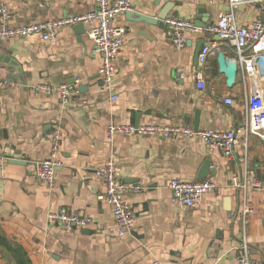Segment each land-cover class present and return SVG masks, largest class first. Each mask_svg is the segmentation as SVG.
<instances>
[{"label": "crops", "instance_id": "obj_1", "mask_svg": "<svg viewBox=\"0 0 264 264\" xmlns=\"http://www.w3.org/2000/svg\"><path fill=\"white\" fill-rule=\"evenodd\" d=\"M130 1L134 11L150 16L174 2L169 16L207 19V26L228 9V0H161L158 7L156 0ZM0 3L11 8L13 28L81 16L94 8V0ZM260 17L256 5L236 10L240 26ZM116 23L126 28V34L109 87L100 81L101 58L93 53L88 25L81 35L74 26L64 28L49 42L38 34L0 42V155L7 158L0 168V264H239L244 206L254 210L246 231L254 256L264 264V191L231 182L235 175H243L246 156L249 170L264 181V140L241 135L242 142L247 139V152L244 145H237V159L231 161L199 138L107 136L111 123L155 120L194 129L196 113L197 130L242 126L243 85L237 80L232 88L227 86L217 53L206 70L207 88L197 87L193 71L201 36L190 35L185 47L176 49L167 28L129 22L125 13ZM223 52L231 56L229 50ZM8 80L18 85H4ZM75 80H80L79 90L86 87L80 90L89 100L86 106H62L56 95L30 90L36 84ZM228 94L232 104L223 100ZM58 124L62 165L56 188L50 190L35 178L33 163L49 157V137ZM109 158L114 159L120 180L138 188L126 194L136 219L133 230L123 237L113 231L111 207L100 199L104 186L95 173ZM209 159L206 179L218 187L195 207L183 210L172 201L171 180L199 181ZM61 208L92 217L94 224L63 230L48 222L47 214Z\"/></svg>", "mask_w": 264, "mask_h": 264}, {"label": "built area", "instance_id": "obj_2", "mask_svg": "<svg viewBox=\"0 0 264 264\" xmlns=\"http://www.w3.org/2000/svg\"><path fill=\"white\" fill-rule=\"evenodd\" d=\"M256 5L261 17L248 25L240 26L236 20V10L241 5ZM134 10L130 0H94V8L81 16H65L42 23L29 24L22 27H11L12 11L6 3H0V42L22 36L38 34L46 42L54 41L58 33L67 27L78 23L90 26L89 36L93 41V53L101 58L99 77L104 87H109L117 72V62L125 43L126 28L116 23V18L127 11ZM171 41L176 49L184 48L190 35L201 36L206 42L198 54V64L194 68L196 85L200 89L207 88L206 70L210 57L223 49L230 51V58L237 61L236 81L244 87L246 104V122L227 130H194L180 124L160 123L155 120L147 124H116L111 123L107 128L108 139L117 135H141L163 139H190L199 138L210 150H220L229 160L235 161L237 155L235 148L242 144L247 152L246 140L242 142L241 135H253L264 140V85L260 81L261 67L264 61V0H228V9L219 14L217 22L213 25L200 27L194 19H184L179 16H168L163 20ZM214 34L215 38H207ZM7 86H16L17 82L8 80ZM80 80L73 83L58 85L36 84L30 87L35 94L56 95L62 106L80 104L86 106L89 100L79 90ZM116 99V97H113ZM226 104H232L230 94L223 98ZM1 132V126H0ZM50 155L42 161L33 163V174L37 180L54 190L57 185L58 171L62 165L60 159L61 127H53L50 137ZM7 158L0 155V168ZM245 171L243 175L232 177L235 187L251 186L259 192L264 191V181L256 177L248 168L247 156L244 158ZM96 176L104 186L100 199L110 205L114 219V233L123 237L129 234L135 223V214L126 200V194L137 190V187L124 184L117 173V165L113 158H109L101 167L96 169ZM218 187L216 181L204 179L199 181H184L173 179L169 184L172 201L183 210L198 205L204 196ZM253 208L244 206L240 219L244 229L240 240V254L237 257L239 264H261L256 259L248 240L246 225ZM230 217L234 214L230 213ZM51 224L63 230L88 229L94 224L92 217L78 214L67 208L52 211L47 214ZM155 264H159L155 262ZM166 264H186L181 261H172Z\"/></svg>", "mask_w": 264, "mask_h": 264}, {"label": "water", "instance_id": "obj_3", "mask_svg": "<svg viewBox=\"0 0 264 264\" xmlns=\"http://www.w3.org/2000/svg\"><path fill=\"white\" fill-rule=\"evenodd\" d=\"M161 0H156L155 2V7H158L160 4ZM175 3L174 2H167L165 3L163 6H161V8L156 12V14L154 16H150L147 14H143V13H139L136 12L134 10L131 11H127L125 13V16L127 18V20L129 22H135V23H143V24H151V25H156L159 28H165L166 26L164 25L163 20L166 19L172 9L174 8ZM196 25L200 26V27H206L207 26V19L206 20H200L197 19L195 20ZM74 30L76 31V33H78L79 35L83 34L85 32V25L83 23H78L76 25H74ZM205 45L204 40L201 42V47ZM200 51V47L199 50L196 53V64H198V54ZM217 62L219 65V71L220 73L224 74L225 78H226V82H227V86L229 88H232L235 83H236V77H237V61L235 58H230L227 57L225 55V53L223 51L219 52L217 55ZM81 91L86 90L85 88H81ZM198 127V113H196V124H195V130L197 131ZM15 161V160H10ZM16 162V161H15ZM211 161L210 159L207 160L198 176V179L200 180H204L206 179V177H208V175L210 174L211 171ZM264 224V222H263Z\"/></svg>", "mask_w": 264, "mask_h": 264}, {"label": "rangeland", "instance_id": "obj_4", "mask_svg": "<svg viewBox=\"0 0 264 264\" xmlns=\"http://www.w3.org/2000/svg\"><path fill=\"white\" fill-rule=\"evenodd\" d=\"M261 67V74H260V79H262L264 81V61H262V63L260 64Z\"/></svg>", "mask_w": 264, "mask_h": 264}, {"label": "bare ground", "instance_id": "obj_5", "mask_svg": "<svg viewBox=\"0 0 264 264\" xmlns=\"http://www.w3.org/2000/svg\"><path fill=\"white\" fill-rule=\"evenodd\" d=\"M261 83L264 85V81L262 79H260Z\"/></svg>", "mask_w": 264, "mask_h": 264}]
</instances>
